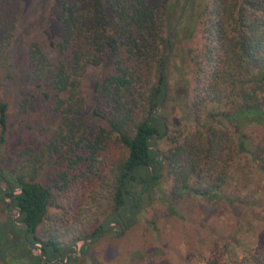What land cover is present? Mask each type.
I'll return each mask as SVG.
<instances>
[{"label":"trees","instance_id":"obj_1","mask_svg":"<svg viewBox=\"0 0 264 264\" xmlns=\"http://www.w3.org/2000/svg\"><path fill=\"white\" fill-rule=\"evenodd\" d=\"M52 4L58 30L49 45L56 56L32 41L27 57L33 80L54 92L59 126L44 144L39 141V150L21 152L13 169L2 168L0 153V264H50L45 259L67 257L66 264H83L89 245L110 223L130 228L159 199L176 215L185 195L220 197L243 154L252 155L264 173V143L252 151L250 132L264 128V0ZM23 10V0H0L4 81L15 77L12 46ZM186 21V38L199 29L204 39L199 55L182 60L184 70L188 61L193 64L195 83L190 101L179 100L187 102L195 126L190 132L187 123L184 129L177 123L172 137V117L164 113L171 100V36L179 39ZM107 64L111 71L95 77L88 100L86 74ZM7 130L8 105L0 100V147ZM64 151L75 153L67 156L69 170L55 185H45L40 172ZM116 228L121 230L110 227L108 233ZM76 241L79 252L68 256ZM230 254L207 264H264V241L237 259Z\"/></svg>","mask_w":264,"mask_h":264},{"label":"rangeland","instance_id":"obj_2","mask_svg":"<svg viewBox=\"0 0 264 264\" xmlns=\"http://www.w3.org/2000/svg\"><path fill=\"white\" fill-rule=\"evenodd\" d=\"M23 9L12 46L15 77L8 81L0 78V100L8 105V130L6 140L0 147L4 170L17 167L22 161L19 154L27 148L39 150V141L44 144L59 126V118L54 110V92L47 83L33 80L27 57L29 44L35 41L55 58L56 54L49 44L58 30L57 10L52 0H23ZM190 26L188 21L182 24L179 39L172 35L174 58L168 79L171 100L164 112L172 117V137L178 134L177 123L183 125V129L187 123L190 132L195 126L187 102L179 100V96H183L190 101L195 83L193 64L188 61L184 70L182 60H191V56L199 55L204 45L199 29L193 37L186 38ZM111 69L112 65L107 64L99 72L91 70L86 74L84 88L88 100L92 81ZM89 109L88 105L87 113ZM250 132L251 150L254 151L256 145L264 143V128ZM162 148H167L165 143ZM74 155L64 151L52 165L43 167L39 180L45 185H55L60 175L69 170L71 161L67 156ZM73 174L74 171L71 177ZM165 181L164 187L169 189L171 183ZM175 211L177 214L172 215V208L164 207L159 199L140 215L132 227L123 229L121 225V230L116 228L96 238L89 245L88 255L80 262L207 264L215 255L223 257V254L233 252L230 254L233 259L242 257L264 241V173L252 155L243 154L231 168L230 178L220 197L208 200L185 195L175 205ZM76 242L80 246L81 241ZM73 245L68 246V255L73 254ZM91 259L95 263L90 262Z\"/></svg>","mask_w":264,"mask_h":264},{"label":"water","instance_id":"obj_3","mask_svg":"<svg viewBox=\"0 0 264 264\" xmlns=\"http://www.w3.org/2000/svg\"><path fill=\"white\" fill-rule=\"evenodd\" d=\"M171 39H172V36H171ZM154 116H156V115L154 114ZM159 155H160V153H158V157H159ZM158 157H157V158H158ZM15 191H16V190H11V192H15ZM132 203H134V199H133ZM11 206H12V208L16 209L15 206H14V197H12V199H11ZM130 206H131V205H126V206L122 207L120 211H122V210H124V209H126V208H128V207H130ZM20 215H21V213H20V211H19V215H18V217L16 218V220H18V218L20 217ZM119 220L122 221L121 218H119ZM18 225H21V224H18ZM113 225H114V226H117V227H120V226H121L120 222H117V221L112 222V223H110V224L108 225V227H107V229L105 230V232H104L101 236L96 237V238H101L102 236H104V235L108 232V229H109L111 226H113ZM125 228H126V227L124 226L123 229H125ZM27 229H28V228H27ZM73 247H74V249H75V251L73 252V254H75V253L78 251V248H79V242L74 243ZM40 255H41L42 258L45 259V257H44V251H43L42 248L40 249ZM68 256H69V255H68ZM45 261L48 262V263H50V264H57V263L66 264V263L68 262V257H67V260H66L65 262H63V261H61V260L54 261V262H50V261H48V260H46V259H45Z\"/></svg>","mask_w":264,"mask_h":264},{"label":"flooded vegetation","instance_id":"obj_4","mask_svg":"<svg viewBox=\"0 0 264 264\" xmlns=\"http://www.w3.org/2000/svg\"><path fill=\"white\" fill-rule=\"evenodd\" d=\"M123 224V222H121Z\"/></svg>","mask_w":264,"mask_h":264}]
</instances>
